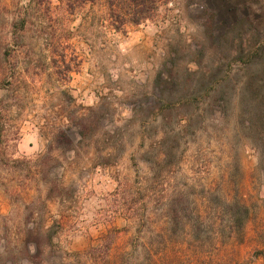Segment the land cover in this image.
<instances>
[{"label": "rangeland", "instance_id": "rangeland-1", "mask_svg": "<svg viewBox=\"0 0 264 264\" xmlns=\"http://www.w3.org/2000/svg\"><path fill=\"white\" fill-rule=\"evenodd\" d=\"M144 2L146 16L117 31L104 11L127 0L53 20L43 0H0V257L11 264L31 263L21 240L36 229L87 264H264V173L236 111L202 112L239 102L214 89H240L228 66L264 35V0ZM244 15L256 30L230 28ZM169 76L210 93L187 100L198 125L160 120L155 91Z\"/></svg>", "mask_w": 264, "mask_h": 264}, {"label": "trees", "instance_id": "trees-1", "mask_svg": "<svg viewBox=\"0 0 264 264\" xmlns=\"http://www.w3.org/2000/svg\"><path fill=\"white\" fill-rule=\"evenodd\" d=\"M88 1L90 0H57L58 5L54 8L51 0H43L46 3L44 13L50 20L59 18L61 13L65 14L66 17L77 16L78 13L82 12L77 3L84 2L85 4ZM127 2L129 3L127 7L109 8L104 11L114 20L112 26L117 31L125 27L124 19H136L139 16L145 17L149 10L146 8L144 0H127ZM119 20L121 22H118ZM133 22L139 24V22ZM117 23L119 25H116ZM245 23L250 24L256 30L255 24L245 15L235 21L230 28H240ZM213 30H215V26ZM226 35L228 34L223 32L220 35V40L218 38L219 41L217 43L221 44L220 41L224 40ZM255 36L256 40L252 42L249 50L245 48L243 41H241V45L237 48L232 63L228 66L229 69H231V66H238L235 69V77L241 85L240 89H234L232 92L230 89L222 87L214 89V92L219 94L221 98L233 95L239 99V102L234 105L223 104L216 107L210 104L202 108V112L208 113L209 109L211 111L217 109L219 110L220 117L225 118L228 112L236 111L238 129L242 132L241 135H238L237 139L243 142L254 153L264 173V35H261L256 30ZM171 76H169V80L164 81L165 84L159 80L157 90L155 91L160 120L163 122V125L168 124V122H171L169 118L174 113H176V116L182 114L184 115V118L181 120L184 122L183 130L192 128L194 125L201 123L203 116L194 110V104L187 101L188 98L202 94L203 92L210 96V93L208 90L204 91L203 87L195 86L192 88L186 86V88H183L180 82ZM227 79L229 77H226ZM158 144L163 149L167 147L164 137L159 140ZM164 153L163 162H166L170 153ZM21 244L20 259H28L31 261V263L29 262L30 264H87L82 263L78 255L62 250L54 242V235L50 231L42 234L40 229H36V231L28 230L21 240ZM260 255L264 258V250H262ZM14 259L9 251L6 257H0V264H11Z\"/></svg>", "mask_w": 264, "mask_h": 264}]
</instances>
